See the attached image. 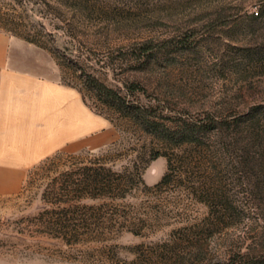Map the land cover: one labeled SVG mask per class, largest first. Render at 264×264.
<instances>
[{
  "label": "rangeland",
  "instance_id": "374dc122",
  "mask_svg": "<svg viewBox=\"0 0 264 264\" xmlns=\"http://www.w3.org/2000/svg\"><path fill=\"white\" fill-rule=\"evenodd\" d=\"M0 31L49 50L65 85L80 91L86 72L121 89L168 127L162 138L225 122L222 140L212 135L181 152L158 186L168 159L150 160L151 151L173 157L174 145L136 132L86 91L89 109L118 138L60 153L106 156L117 171L139 161L148 188L121 202L113 230L63 241L41 232V161L20 193L0 197V264H146L177 230L184 264H264V138L249 140L245 121L236 123L257 112L264 124V0H0ZM205 201L227 213L225 222L204 228Z\"/></svg>",
  "mask_w": 264,
  "mask_h": 264
},
{
  "label": "trees",
  "instance_id": "16d2710c",
  "mask_svg": "<svg viewBox=\"0 0 264 264\" xmlns=\"http://www.w3.org/2000/svg\"><path fill=\"white\" fill-rule=\"evenodd\" d=\"M26 41L47 50L34 42ZM149 50L150 48L144 46L143 53ZM82 78L84 85L80 92L84 98L86 91L93 93L104 109L115 113L120 120L134 127L136 132L148 134L159 144L163 141L174 145L170 149L173 157L160 147H155L151 151L150 160L162 156L168 159V173L158 186L167 183L171 174L176 172L174 163L180 158L181 152H189L197 141H203L212 135L219 140L224 138V132L218 125L225 122L216 118L209 122L212 127L207 131L201 132L185 126L182 131L175 132L172 137L162 138L160 135H164L168 127L159 123L150 114L148 108L130 104L123 96L121 89L109 87L92 74L85 72ZM99 114L102 115V113ZM241 121H245L249 140L258 143L264 138V124L259 113H249L237 119L236 123L240 124ZM200 127L203 128L202 125ZM111 163L106 156H93L89 151L74 155H62L59 152L43 160L41 170L44 173L38 181L45 184L41 202L47 208L40 213L41 226L46 225L41 232L63 241H88L99 232L104 234L117 227L118 212L124 205L121 202L126 201L141 186L148 187L144 182L143 167L140 166L139 161H134L133 168L125 171L115 170ZM207 204L210 211L209 217L205 219L204 228H213L225 222L227 213L218 207L216 209L212 203ZM125 206L131 207L128 204ZM132 232L139 234L138 231ZM177 232L178 230L173 231L168 241L157 244L156 247L161 250L159 259H150L146 261V264H184L178 251ZM132 264H138V262L135 260Z\"/></svg>",
  "mask_w": 264,
  "mask_h": 264
},
{
  "label": "crops",
  "instance_id": "0c3cea01",
  "mask_svg": "<svg viewBox=\"0 0 264 264\" xmlns=\"http://www.w3.org/2000/svg\"><path fill=\"white\" fill-rule=\"evenodd\" d=\"M118 134L79 90L59 79L49 54L0 31V197L23 190L27 171L67 150H99Z\"/></svg>",
  "mask_w": 264,
  "mask_h": 264
},
{
  "label": "built area",
  "instance_id": "2783aa9c",
  "mask_svg": "<svg viewBox=\"0 0 264 264\" xmlns=\"http://www.w3.org/2000/svg\"><path fill=\"white\" fill-rule=\"evenodd\" d=\"M259 13L258 12H256V15H258Z\"/></svg>",
  "mask_w": 264,
  "mask_h": 264
}]
</instances>
